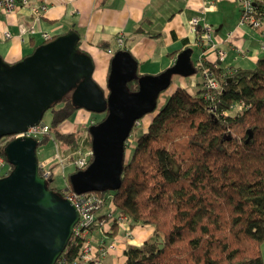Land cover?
Wrapping results in <instances>:
<instances>
[{
	"label": "trees",
	"instance_id": "16d2710c",
	"mask_svg": "<svg viewBox=\"0 0 264 264\" xmlns=\"http://www.w3.org/2000/svg\"><path fill=\"white\" fill-rule=\"evenodd\" d=\"M253 4L264 19V0ZM203 64L219 84L212 97L200 83L194 92L176 86L130 147V135L125 139L130 150L119 188L98 193L111 195L131 227L152 228L141 244H126L122 264H264V56L224 72ZM126 86L136 90V80ZM75 109L68 95L50 106L49 131L39 143L53 138L62 155L90 147L87 125L60 129ZM11 138H0L3 158ZM51 180L48 188L64 197ZM80 240L72 233L60 255L75 256Z\"/></svg>",
	"mask_w": 264,
	"mask_h": 264
},
{
	"label": "water",
	"instance_id": "95a60500",
	"mask_svg": "<svg viewBox=\"0 0 264 264\" xmlns=\"http://www.w3.org/2000/svg\"><path fill=\"white\" fill-rule=\"evenodd\" d=\"M78 41V32L69 28L15 62L0 56V138L37 124L43 112L66 95L77 108L106 112L87 127L91 161L71 172L68 182L75 193L112 191L121 185L124 141L134 122L155 112L157 97L174 74H194L192 49L182 48L158 73L138 74L131 52L118 48L103 89L92 77V59ZM132 79L137 89L130 91L126 84ZM38 143L23 134L2 150L12 168L0 178V264H54L78 221L77 207L51 191L37 173Z\"/></svg>",
	"mask_w": 264,
	"mask_h": 264
},
{
	"label": "crops",
	"instance_id": "0c3cea01",
	"mask_svg": "<svg viewBox=\"0 0 264 264\" xmlns=\"http://www.w3.org/2000/svg\"><path fill=\"white\" fill-rule=\"evenodd\" d=\"M36 1L47 4L45 12L37 18L31 14L28 5H22L10 13L3 11L0 5L1 58L9 63L15 62L46 42L43 33L47 32L53 37L73 28L79 34L80 49L92 59V77L103 89H106L112 56L107 48L113 53L121 46L131 52L136 59L138 74L160 72L173 63L182 48L188 46L192 49L190 58L194 66L197 59L202 58L222 72L236 67H251L259 56H264V48L259 46L264 36L260 35V39L254 28L237 24L240 15L238 0ZM192 16H199L200 22L211 25L210 37L214 46L206 47L198 43L197 29L189 24ZM20 26L32 27V31L20 33ZM4 31H8L10 36L6 37ZM118 34L123 36L122 45L115 41ZM217 49L224 52L223 56L217 54ZM196 75H179L175 84L166 89L165 95L178 85L189 92L196 91L199 86V76ZM87 111L79 108L76 111V121L82 126L92 115ZM114 229L113 226L109 229L106 238L122 235L125 231H130L131 236L126 240L123 238L112 252L104 256L102 264H122L126 244H141L152 231L150 225L131 227L128 222L116 223ZM96 234L98 232L94 231ZM261 246L264 258V242Z\"/></svg>",
	"mask_w": 264,
	"mask_h": 264
},
{
	"label": "built area",
	"instance_id": "2783aa9c",
	"mask_svg": "<svg viewBox=\"0 0 264 264\" xmlns=\"http://www.w3.org/2000/svg\"><path fill=\"white\" fill-rule=\"evenodd\" d=\"M238 3L240 15L237 24L249 25L257 30L259 35L264 36V19L259 15L260 13L255 11L253 0H238ZM0 5L3 11L8 13L22 5H28V9L35 18L43 14L47 7L46 3L37 2L36 0H0ZM189 24L197 29L198 43L200 45L206 47L214 46L213 38L210 37L211 25L206 24L204 21L200 22L199 16H192L189 19ZM25 31H32V27H19L20 33ZM3 34L6 37L10 36L8 31H4ZM43 37L44 40L51 38L47 32L43 33ZM122 40V34H118L115 38L118 45H122ZM259 46L264 48V41H261ZM107 52L113 54L110 48H107ZM223 53L221 49H217L219 56H223ZM203 63V59L198 58L195 71L198 70L199 83L208 91L207 96L212 97L210 92L218 88L219 84L215 73ZM48 131L49 126L40 120L37 124L29 126L26 131L18 132L11 136L14 138L15 136L28 134L32 138L39 140V137L48 133ZM54 150L51 156L37 159V173L46 181L51 180L53 176L52 167L54 164L59 165L62 177L67 181L69 175L65 170L67 165L73 167V171L83 169L92 158V149L90 147L86 148V150H76L71 155H62L57 145H55ZM11 168L12 165L0 155V178L4 177ZM63 190L64 198H68L78 209V221L72 227V233L80 237L81 244L75 256L65 258L60 255L56 258L54 264H102L103 257L115 249L117 242H122L123 238L125 240L130 238V231H125L122 235H115L111 239L106 238V233L110 231L113 221L115 220L117 224H124L128 222L127 217L121 214L113 205L110 194H106L103 199L98 194L99 192L93 190L75 193L66 186ZM94 231H97L98 234L94 235Z\"/></svg>",
	"mask_w": 264,
	"mask_h": 264
},
{
	"label": "rangeland",
	"instance_id": "374dc122",
	"mask_svg": "<svg viewBox=\"0 0 264 264\" xmlns=\"http://www.w3.org/2000/svg\"><path fill=\"white\" fill-rule=\"evenodd\" d=\"M257 35H259V34H257ZM260 39H261V36H260ZM196 74L197 75L199 74L198 70L195 71L194 74H191V75H196ZM191 75H189V76H191ZM178 76H179V74H174L172 76L171 82H170V84L168 85V87L166 89L171 87L170 86L171 84H175V81H176ZM189 76H187V77H189ZM164 92H166V90H164L161 93H159V95L157 97L158 98V105L162 104V102L165 99L164 97L167 95V94L165 95ZM77 109H75L73 111V114L70 115L67 119H65V121H63L62 127H60L61 131L64 130V131H67V132H71V131H74L76 129H82L85 125L88 126V124L95 123L98 120H100L103 117L104 113H105V112H101V113L96 112L95 113V112H90L89 111L92 115L88 118V121H86L85 125L82 126V125H80V123H77V121H76V118L78 116V114L76 113ZM79 109H81L82 111H87L86 109L85 110L82 109V108H79ZM49 113H50L49 110H46V111L43 112L42 119H41L42 123H46L47 125L49 124V122H50V114ZM152 114H153V112L152 113H146V114H144V116H142L141 118L137 119V121L134 122V125L132 126L131 131L128 134V135H130V138L127 141V146L130 147V145H132V140H133L132 136L133 135H136L137 133L142 132L144 130V127H146V125L149 123L148 122L150 120L149 116H151ZM71 126L73 127V129L71 128ZM55 145H57V144H56L55 140H53V138H51L49 140H46V141L43 140V142H40L39 145L36 147L37 159H39L40 157L51 156V154L55 151L54 150ZM86 148H88V147H86ZM128 148L126 150H124L125 151V155H127L129 153L130 149H128ZM83 150H86V149H83ZM59 151H60V149H59ZM74 153L75 152L73 151V152L67 153L66 155H71V154H74ZM65 170H66V173L70 174L71 172H73V167L67 165ZM52 173H53V176H52V180H51L50 185L52 187L54 186L55 188H59V189L63 190L65 188V186L67 185L66 184L67 181H65V179H63V177H62V175L60 173L59 165H56V164L53 165ZM118 243H120V242H117V244Z\"/></svg>",
	"mask_w": 264,
	"mask_h": 264
}]
</instances>
